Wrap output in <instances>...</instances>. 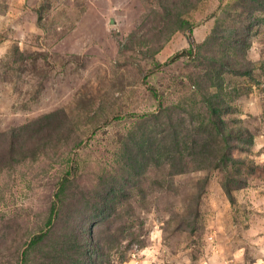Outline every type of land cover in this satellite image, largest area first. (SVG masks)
<instances>
[{
  "label": "rangeland",
  "instance_id": "rangeland-1",
  "mask_svg": "<svg viewBox=\"0 0 264 264\" xmlns=\"http://www.w3.org/2000/svg\"><path fill=\"white\" fill-rule=\"evenodd\" d=\"M0 264H264V0H0Z\"/></svg>",
  "mask_w": 264,
  "mask_h": 264
},
{
  "label": "trees",
  "instance_id": "trees-1",
  "mask_svg": "<svg viewBox=\"0 0 264 264\" xmlns=\"http://www.w3.org/2000/svg\"><path fill=\"white\" fill-rule=\"evenodd\" d=\"M177 57H178V55H176L172 60H175ZM55 211H56V208L54 207L53 212H55ZM51 222H52V218L49 219L48 224H51ZM40 238H42V237H37V239H40Z\"/></svg>",
  "mask_w": 264,
  "mask_h": 264
}]
</instances>
